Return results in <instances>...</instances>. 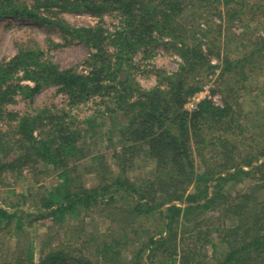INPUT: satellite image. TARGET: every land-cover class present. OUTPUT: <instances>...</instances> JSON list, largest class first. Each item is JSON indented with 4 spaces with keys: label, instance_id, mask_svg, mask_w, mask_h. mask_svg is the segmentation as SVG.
<instances>
[{
    "label": "trees",
    "instance_id": "16d2710c",
    "mask_svg": "<svg viewBox=\"0 0 264 264\" xmlns=\"http://www.w3.org/2000/svg\"><path fill=\"white\" fill-rule=\"evenodd\" d=\"M187 1L42 0L28 5L0 0V19L51 24L68 40L82 41L89 51L85 72L60 67L44 58L37 46L20 47L14 57L0 63V185L13 188L20 177L33 184L41 169L53 173L54 183L43 187L32 207L58 226L80 219L97 205L110 209L111 226L103 236L88 233L82 240L93 243L88 255L79 248L51 245L48 238L38 264H264V199L249 202L246 193L225 189L231 181L264 168V147L253 145L255 137L243 122L240 103L230 93L221 105L205 97L191 110L185 108L199 89L197 75L212 67L199 45L180 37L186 32L180 18L190 7ZM59 10L99 18L107 13L116 23L100 19L93 26L74 27L56 15ZM155 33L178 39L182 62L170 74L156 71L157 84L145 89L135 78L133 56ZM246 60L225 59L220 75L242 68ZM19 70L34 82L32 86L8 84ZM51 84L71 105L90 101L92 112L7 109L15 91L32 101ZM105 119L111 127L102 131ZM96 134L112 141L116 171L104 153L86 150L85 139ZM115 137L118 144L113 143ZM141 156L152 163V171L136 181L130 170ZM81 165L98 177L96 185L81 183ZM20 197L27 200L25 193ZM17 206L0 205V226L10 228L16 237V253L0 264H37L33 242L20 244L31 214L18 212ZM212 212L224 218L216 221L208 215ZM147 218L154 219V228L142 229L141 235L136 221Z\"/></svg>",
    "mask_w": 264,
    "mask_h": 264
},
{
    "label": "rangeland",
    "instance_id": "374dc122",
    "mask_svg": "<svg viewBox=\"0 0 264 264\" xmlns=\"http://www.w3.org/2000/svg\"><path fill=\"white\" fill-rule=\"evenodd\" d=\"M17 1L28 5L37 1L42 2V0ZM187 2L190 7L180 18L186 27V32L180 37L190 44L199 45L207 54L209 65L212 66L209 69L202 68L197 75L199 89L194 95H199L200 99L208 97L215 104L221 105L225 94H232L235 100L240 103L241 115L245 119L243 122L249 126L248 133L255 137L251 140L253 145L264 147V136L261 133V126H264V0H220L219 2L189 0ZM51 9L55 11V8ZM40 12L43 10L41 9ZM56 15L74 27L93 26L100 19L108 25L116 23V20L107 13L99 18L86 12L59 10ZM219 31L220 33H218ZM177 40L155 33L151 42L142 46L134 54L135 78L143 88L149 89L157 84L156 71L170 74L178 70L182 59L176 49ZM36 46L41 49L44 58L54 61L62 68L73 67L80 72L88 70L85 60L89 51L82 41L68 40L60 29L51 24L47 25L15 17L0 19V63L14 57L20 47ZM251 53L253 54L250 55ZM243 56H246L247 60L242 68L239 67L231 73L220 75L225 59L236 61ZM9 83L14 86L17 84L32 86L34 84L31 79L23 76L22 70L15 73ZM11 97L13 98L12 102L7 104V109L10 111L23 112L31 106L59 112L71 110L73 113L88 115L94 108L90 101L85 104L71 105L69 98L58 89V86L52 84L43 86L33 96L32 101L25 98L18 90ZM186 103L185 108L192 109ZM110 127V120L105 119L99 128L105 131ZM85 142L87 143L86 150L91 153H104L116 171L117 167L113 165L111 158L113 144L108 136L96 134L93 139H85ZM113 143L118 144V137L114 138ZM196 162L197 165L201 163L198 156ZM24 169L26 170V168ZM79 171L80 181L84 186L92 187L98 183V177L94 173L85 171L83 165L79 167ZM151 171L152 163L147 162L141 156L135 158L130 175L133 180L139 181L151 175ZM28 173H31L30 169H28ZM34 179L36 182L29 184L20 177L13 188L0 185V205L9 208L11 204L17 203L18 212L31 214V218L25 220L23 231L20 233L22 234L20 239L22 247L30 241L33 242L34 262L37 264L43 257V249L44 251L48 249L46 246L48 238H51V245L58 244L66 250L79 248L82 250V255H88L93 243L91 241L88 244L82 240L86 239L85 235L88 233L95 234L98 239L103 236L106 229L111 226L107 215L110 209L97 205L88 214H83L80 219L67 221L61 226L54 225L47 214H41L40 210L32 206L33 199L40 195L43 187L53 184L55 177L50 171L41 169V173L34 175ZM225 189L232 194L246 193L250 196L249 202L255 198L258 201L263 200L264 168L254 170L249 175L231 181L225 186ZM22 193L27 195L26 201L20 197ZM208 215H213L212 219H216V221L224 218L217 212ZM129 221H132V218H129ZM136 223V226L140 227L141 235L145 233L141 231L142 229L150 227L152 231L153 225H155L153 218L143 219L141 222L136 221ZM206 249L207 253L205 250L204 252L210 257V246ZM14 252L16 253V237L11 234L10 228L0 226V261L11 258ZM47 264L61 263L50 262Z\"/></svg>",
    "mask_w": 264,
    "mask_h": 264
},
{
    "label": "built area",
    "instance_id": "2783aa9c",
    "mask_svg": "<svg viewBox=\"0 0 264 264\" xmlns=\"http://www.w3.org/2000/svg\"><path fill=\"white\" fill-rule=\"evenodd\" d=\"M199 95H193L188 99V102L186 103V105L191 106V108H194L196 106V104L201 100L199 97ZM191 110V109H190Z\"/></svg>",
    "mask_w": 264,
    "mask_h": 264
}]
</instances>
